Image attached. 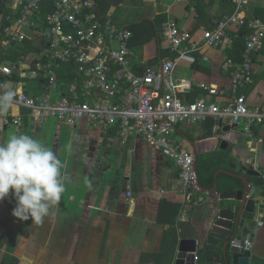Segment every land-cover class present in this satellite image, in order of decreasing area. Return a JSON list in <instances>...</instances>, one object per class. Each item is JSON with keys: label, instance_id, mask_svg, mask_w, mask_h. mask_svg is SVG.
Listing matches in <instances>:
<instances>
[{"label": "crops", "instance_id": "obj_1", "mask_svg": "<svg viewBox=\"0 0 264 264\" xmlns=\"http://www.w3.org/2000/svg\"><path fill=\"white\" fill-rule=\"evenodd\" d=\"M127 3L130 5L121 9L113 5L108 12L120 25L127 27L125 24L138 17L160 18L163 28L165 22L173 19L202 47L201 52L191 53L194 60L182 59L175 70L178 78L191 81V88L184 94L186 100L192 88H199L195 99L206 95L201 88L206 83L220 89L212 99L220 103L228 101L231 77L222 64L229 49L205 45L203 32L235 11L229 0H127ZM247 13L264 20V0H250ZM134 48L138 53L133 58V68L139 73L144 68L141 60L160 67L164 59L176 55L162 33ZM27 89L33 91L29 85ZM67 92L68 88L61 84L54 97ZM240 93L252 110L264 106V46L254 54L252 82L241 87ZM7 113L23 115L24 124H4L2 116ZM255 130L258 141L252 145L243 135L242 125L229 119L216 122L213 135L206 138L205 123H179L174 136L193 149L198 158L227 151L236 162V170L232 172L246 174L243 167H247L258 170L264 178V126L257 125ZM12 134L40 139L58 154L66 189L60 204L52 210L55 218H45L41 225H33L31 218L21 221L14 217L16 201L11 195L0 202L1 255L12 253L19 264H197L200 258L196 257L203 256L199 247L209 245L214 213L229 202L220 198L217 188L205 192V201L194 204L170 158L140 136L124 137L115 128L105 132L91 128L86 122L72 127L55 117L47 118L41 125L29 115L28 109L14 106L0 113V143ZM247 176L249 179L252 175ZM251 186L258 202L256 215L263 213L264 217V208L259 206L264 201V190L255 187L252 181ZM184 224H192V228L183 227ZM256 226V221L250 223L249 231ZM171 230L177 236L175 252L173 243H169ZM213 236L220 242L208 248L221 250L222 237ZM194 237L198 240L196 253L179 251L182 238ZM189 243L185 245L187 250L193 246ZM252 250L264 257V224L254 233Z\"/></svg>", "mask_w": 264, "mask_h": 264}, {"label": "built area", "instance_id": "obj_2", "mask_svg": "<svg viewBox=\"0 0 264 264\" xmlns=\"http://www.w3.org/2000/svg\"><path fill=\"white\" fill-rule=\"evenodd\" d=\"M229 2L235 11L203 32L205 45L230 49L240 29L248 31L242 60L228 56L222 64L231 77L226 103L212 99L220 89L206 83L201 84L206 95L193 102L184 97L191 81L178 78L176 67L182 59L194 60L191 53L202 49L189 31L182 30L173 19L165 22L162 35L176 55L164 59L160 67L140 59L144 68L139 73L133 68L137 56L130 45L132 31L116 23L109 13L106 22L99 19L96 0H0L9 9L0 19V84L18 91L14 106L28 109L41 125L55 117L72 127L86 122L93 129L107 132L115 128L124 137L140 136L173 161L189 200L199 204L207 197L198 184L196 154L174 136L176 125L204 123L209 118L217 123L229 119L242 125L249 145L258 141L255 127L264 126V106L252 110L240 93V88L253 80L254 54L264 46V20L248 15L250 0ZM26 40L33 41L40 54L35 58L21 56L16 63L10 61L5 54L14 44ZM63 63L75 65L81 76V93L78 82L59 81L57 68ZM15 71L20 80H11ZM30 80L38 81L33 91L27 89ZM61 84L68 92L55 98ZM2 119L4 124L14 126L25 121L23 115L12 113ZM259 206L263 209L264 201ZM255 221L257 226L244 236L246 249L252 248L250 239L264 224L263 213L256 215Z\"/></svg>", "mask_w": 264, "mask_h": 264}, {"label": "clouds", "instance_id": "obj_3", "mask_svg": "<svg viewBox=\"0 0 264 264\" xmlns=\"http://www.w3.org/2000/svg\"><path fill=\"white\" fill-rule=\"evenodd\" d=\"M18 91L0 84V113L17 103ZM62 161L42 140L28 134H12L0 143V202L10 195L16 206L12 215L21 221L30 218L41 225L45 218H55L65 193L61 176Z\"/></svg>", "mask_w": 264, "mask_h": 264}, {"label": "trees", "instance_id": "obj_4", "mask_svg": "<svg viewBox=\"0 0 264 264\" xmlns=\"http://www.w3.org/2000/svg\"><path fill=\"white\" fill-rule=\"evenodd\" d=\"M97 1V17L101 19L103 22L108 20V12L111 6L116 5L117 7L124 8L123 6H128L130 3H127V0H96ZM128 4V5H127ZM9 9L6 7V4H0V19L3 12L8 13ZM115 21V20H114ZM116 22V21H115ZM117 23V22H116ZM119 24V23H118ZM161 20L159 19H143V17H138L134 19L132 22L125 24L127 28H129L133 36L130 41V45L132 47H142L153 38L157 37L162 33L163 28L160 26ZM248 31L246 28L240 29V34L238 38L235 40V43L232 48H230L228 52V56L233 57L237 61L242 60V54L244 47L246 45V36ZM36 52L40 54V50L36 47L33 41L26 40L24 44H14L10 50L5 54V56L10 59V61L16 63L19 61L21 56L29 57L31 52ZM175 56V54L173 55ZM25 60V59H24ZM33 68H37L36 64L33 65ZM59 81H65L67 83L78 82L79 84V92L81 93L83 90V86L80 83L81 76L77 74L76 67L74 64H66L63 63L57 68ZM11 80H20V76L17 71L14 72L13 76L10 77ZM199 94V88H192L189 93L187 101L193 102L195 101V97ZM83 99V98H81ZM217 121L213 118H209L204 123L206 124V132L203 135L205 138L213 135V129ZM220 168H226L230 171H235L236 162L232 157L228 156L227 151H221L219 154H206L200 155L197 160V169H198V178L201 182L202 186L205 188H212L215 185L216 171ZM251 179V180H250ZM250 182L252 181L255 187H260L264 190V178L263 176L252 175L249 177ZM218 192H227L238 190L239 188H244L245 184L242 179L239 177L220 173L218 176ZM193 199L191 200V202ZM179 211V208L175 210ZM181 224V223H180ZM192 225V224H191ZM191 225H187L189 229H191ZM185 224L183 227H187ZM184 231V228L182 229ZM190 235V233H187ZM168 239V238H166ZM169 243H173L172 249L173 252L176 250L177 244V236L175 230H171V237H169ZM0 245H2L0 243ZM11 252H13L11 250ZM0 250V264H19V259L14 256L12 253H5L1 257Z\"/></svg>", "mask_w": 264, "mask_h": 264}, {"label": "water", "instance_id": "obj_5", "mask_svg": "<svg viewBox=\"0 0 264 264\" xmlns=\"http://www.w3.org/2000/svg\"><path fill=\"white\" fill-rule=\"evenodd\" d=\"M223 122L220 124L222 125ZM226 128H229L227 126ZM197 158L195 167L197 169ZM246 174L235 173L227 169H219L216 172V183L213 188L207 189L202 186L199 181V187L204 192L216 191L218 188V174L225 172L233 176L239 177L245 183V187L239 190L227 191L220 194V198L223 201L228 200V203H223L222 207L218 208L214 213L213 224L211 227V233L207 239L209 245H218L220 239L213 236L219 235L223 239V245L221 250H214L208 248V246H200L199 252L202 258L197 256L200 260L197 264H264V257L255 254L252 250L244 248V236L249 231V225L255 221L256 210L258 202L255 199L251 182L247 175H260V172L255 169H247L243 167V171ZM182 238L179 246V251L182 252H197L198 251V240ZM254 235L250 241L253 243ZM190 242V243H189ZM193 244L190 250H187L185 245Z\"/></svg>", "mask_w": 264, "mask_h": 264}, {"label": "rangeland", "instance_id": "obj_6", "mask_svg": "<svg viewBox=\"0 0 264 264\" xmlns=\"http://www.w3.org/2000/svg\"><path fill=\"white\" fill-rule=\"evenodd\" d=\"M136 52H137V51H136ZM137 53H138V52H137ZM29 56L35 58V57L37 56V53L32 51V52L29 54ZM178 77H179V76H178ZM8 84H9V85H12L11 82H8ZM29 86H30V89H33V87H34V88H38V81H36V80H30V81H29ZM31 91H32V90H31Z\"/></svg>", "mask_w": 264, "mask_h": 264}]
</instances>
